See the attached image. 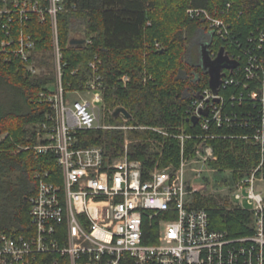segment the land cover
<instances>
[{
    "label": "trees",
    "instance_id": "trees-1",
    "mask_svg": "<svg viewBox=\"0 0 264 264\" xmlns=\"http://www.w3.org/2000/svg\"><path fill=\"white\" fill-rule=\"evenodd\" d=\"M33 2H38L42 10L50 6V0ZM6 5L13 10L0 14V48L2 43L10 44L7 49L11 52L8 60L7 55L0 60V136L5 135L0 142V239L2 235H23L30 228V198L37 191L36 174L49 173V181H60L61 176L50 154L37 155L34 150L40 128L51 113L47 95L52 94L57 79L35 76L27 69L33 65L34 51H54L52 19L47 12L45 20L39 13L21 16L11 0L8 4L0 0L1 9ZM63 5L64 11L57 15V30L66 90L84 86L95 64L104 82L106 107L111 112L124 107L132 116L128 124L163 128L183 125L193 135H212L214 138L208 144L218 157L213 166L219 172L235 170L233 177L238 171L249 172L259 166L260 148L245 137L253 136L264 123L263 103L248 98L252 90L262 96L264 87V43L259 42L264 33V0H64ZM188 9L206 10L227 25V40L215 34L212 54L225 47L229 56L241 58L243 68L248 60L244 53L248 50L258 57L263 68L254 81L237 72L235 77L240 84L221 89L226 112H235L239 118L221 127L212 126L208 132L191 125L188 108L193 96L183 98L188 88L196 92L210 89L209 78L199 63L187 62L196 33L200 29L210 31L209 25L203 17L191 18ZM74 20L82 22L83 35L90 41L85 49L69 46ZM21 40L34 47L28 62L14 53ZM144 71L152 79L144 82ZM124 76L130 77L126 86L121 81ZM109 116V124L119 119ZM151 135L148 131L129 132V139L135 142L129 156L142 161L145 172L153 169L159 157L150 143H144ZM79 138L84 146L104 148L108 156L117 158L124 154L122 131H86L79 133ZM155 141L165 144L166 163L179 162V139L159 136ZM27 147L30 149L24 150ZM196 206L210 213L218 230L232 235L249 233L244 225L251 221L249 215L238 210L227 213L212 209L206 200L198 201ZM30 264L70 263L67 258L41 254Z\"/></svg>",
    "mask_w": 264,
    "mask_h": 264
},
{
    "label": "built area",
    "instance_id": "built-area-1",
    "mask_svg": "<svg viewBox=\"0 0 264 264\" xmlns=\"http://www.w3.org/2000/svg\"><path fill=\"white\" fill-rule=\"evenodd\" d=\"M3 1L8 4L9 0ZM11 1L21 16L39 13L45 20L47 12L52 19L57 82L52 94L47 95L51 113L40 128L34 150L37 155L50 154L61 176L60 181H49V173L36 174L37 191L30 198V228L23 235H2L0 264H30L41 254L67 258L70 264H264V123L253 136L245 137L259 146L261 163L248 177L237 181L231 196L236 209L251 217L250 222H244L249 233L232 235L218 230L210 213L195 205L196 190L188 185L184 162L174 171L145 172L144 163L131 159L128 152L114 158L102 147L82 144L81 132L117 129L102 123L105 86L99 70L92 64L90 80L80 89L66 90L57 30V15L64 11V0H50L46 10L33 0ZM11 10L6 5L0 8V14ZM187 13L191 18L203 17L210 32L218 37L225 39L228 34L225 22L212 18L206 10L188 9ZM259 42L264 43V33ZM8 45L1 44L0 60L3 55L9 59ZM33 48L32 43L21 40L14 53L28 62ZM244 55L247 64L243 68L239 64L232 74L225 71L217 96L210 89L193 94L189 121L193 126L192 119L199 120L193 127L208 132L212 126L238 120L237 113L226 112L220 91L240 84L237 72L248 81L259 78L263 69L260 60L248 50ZM27 69L35 72L33 65ZM121 81L126 86L130 77L124 76ZM245 88H249L247 84ZM248 98L264 105V87L262 96L252 90ZM206 109L208 116L202 114ZM109 114L113 116V112ZM186 138L197 140V155L205 161L217 160L208 144L212 135Z\"/></svg>",
    "mask_w": 264,
    "mask_h": 264
},
{
    "label": "rangeland",
    "instance_id": "rangeland-1",
    "mask_svg": "<svg viewBox=\"0 0 264 264\" xmlns=\"http://www.w3.org/2000/svg\"><path fill=\"white\" fill-rule=\"evenodd\" d=\"M84 26L82 22L78 20H74L72 24V36H80L83 34ZM210 34V31H208ZM54 37V31H53ZM208 36L207 31L200 29L191 44L190 51L187 57V62H191L197 64L200 62V44L207 42ZM54 40V38H53ZM33 52V51H32ZM33 57V74L39 77L46 76H55L57 78V70H58V61L56 57V51L52 52H36L32 53ZM191 73H193L191 71ZM145 81L146 79H152L151 75H147V71H144ZM193 88L186 89L183 95V98H192L194 94ZM89 96V95H87ZM85 96V97H87ZM74 97V96H72ZM111 109L106 107V105L100 110V115L102 118V123L111 127H115L117 129H113L111 131H122L125 135V144H124V154L128 152L131 153V146L135 144L133 141L129 139V132H144L148 131L152 133L151 137L144 141V143H150L157 154H159L158 159L153 167V169H158L159 171H164L169 169L170 171L176 170L180 165L184 162L186 164V172H187V180L188 185L196 190L194 194V203L201 200H206L211 204L212 209H217L220 211L233 212L236 209L235 205L231 200V196L235 190V185L237 181L240 179H244L249 176L251 169L249 172H237V176L233 177L235 170L233 169H225L223 172H219V169L213 166V163H216L218 160L217 155L214 152L213 146L209 145L213 149V154L217 158V160H208L205 161L203 157L197 155V145L198 142L193 138L187 139L186 137L194 136L193 133H188L186 128L182 125L177 128H163L156 126H133L128 124V121L123 118L117 119L116 123L109 124L108 118ZM161 136L162 138H170L177 140L178 136L184 137L183 139H179L180 141V157L179 162L174 164L172 162L166 163L164 159V147L165 144L162 142L155 141L157 137ZM5 135L0 136V142L4 139ZM140 141V140H138ZM137 142V141H136ZM142 142V141H141ZM157 146V147H156ZM122 155V156H123ZM166 163V165H165ZM241 175H244L240 178Z\"/></svg>",
    "mask_w": 264,
    "mask_h": 264
},
{
    "label": "water",
    "instance_id": "water-1",
    "mask_svg": "<svg viewBox=\"0 0 264 264\" xmlns=\"http://www.w3.org/2000/svg\"><path fill=\"white\" fill-rule=\"evenodd\" d=\"M215 33L210 32L209 41L200 44V62L199 66L201 67L203 73L209 78V88L215 96L219 94V90L222 86L223 78L226 77V72L229 71L231 74L239 66V62L233 60L225 47H221L214 57L211 51ZM87 38L82 34L80 36H71L69 39V46L74 49H85L87 47ZM216 102H219L216 100ZM208 110L202 111L204 116H208ZM122 117L125 120L132 119L131 114L124 108L119 107L113 112V118L117 119ZM198 118L194 117L192 122L194 125L198 123Z\"/></svg>",
    "mask_w": 264,
    "mask_h": 264
},
{
    "label": "flooded vegetation",
    "instance_id": "flooded-vegetation-1",
    "mask_svg": "<svg viewBox=\"0 0 264 264\" xmlns=\"http://www.w3.org/2000/svg\"><path fill=\"white\" fill-rule=\"evenodd\" d=\"M207 36H208V39H207V41H209V39H210V34H208V32H207Z\"/></svg>",
    "mask_w": 264,
    "mask_h": 264
}]
</instances>
